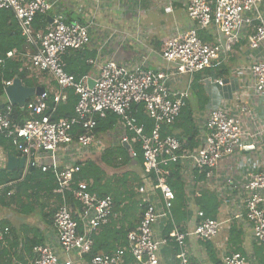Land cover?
Returning <instances> with one entry per match:
<instances>
[{"label": "built area", "instance_id": "1", "mask_svg": "<svg viewBox=\"0 0 264 264\" xmlns=\"http://www.w3.org/2000/svg\"><path fill=\"white\" fill-rule=\"evenodd\" d=\"M183 3L193 27L186 32H177L165 41L159 53L165 69L151 70L145 60L133 67L113 60L98 66L96 60H88L89 65L97 67L96 74L92 78L85 75L75 79L65 72L64 57L70 51H81L90 44L89 27L79 22H68L57 14L52 16L44 31L35 32L34 20L37 16H49L53 9L50 2L0 0V10L13 13L21 35L33 49L29 70L48 74L53 79L59 91L58 103L65 100L66 90H72L77 97L70 118L53 119L57 105L50 107L47 104L45 91L20 107L24 112L20 121L11 119V105L0 112V136L9 139L20 152L25 159L26 171L37 168L43 173L52 171L55 174L53 194L59 197V206L53 215V227L56 243L64 255L75 254L82 259L90 254L93 236L113 216L114 202L110 196L92 194L86 182L78 183L74 188L75 164L60 169L56 164L42 163V160L72 142L80 155L90 150L95 141L97 120L108 114L117 118L114 128L119 146H128L132 158L136 156V146L142 153L141 215L136 227L126 235L127 248L97 254L83 264H160L159 251L169 245H173L175 250L173 264H190L188 239L210 242L220 233L222 224L206 218L199 209L194 213L192 228L182 231L175 224L172 214L175 193L167 181V168L178 165L185 183H194L195 174L206 184L211 183L223 161L251 147L243 142L247 133L243 132L241 123V116L248 115L250 111L242 102L239 116H231L222 110L210 112L203 129L199 130L197 146L191 149L175 136H162L161 132L164 127L172 126L187 106L190 86L196 74H200L201 83L212 82L222 86L221 80L205 72L220 59L230 44L237 45L245 40L249 50H264V0H183ZM163 8L171 13L172 2L167 1ZM211 29L216 32L213 42H203L199 33ZM19 55L12 50L6 53V59ZM241 72L252 78V95L264 112V58L240 71L239 76L242 77ZM182 76L188 77L187 86L172 89L171 83H178ZM89 81L93 83L92 87L88 86ZM11 84L3 82L4 88ZM236 96L242 100L248 93ZM133 106H142L147 118L153 122L149 132L132 114ZM76 127L80 132L73 136ZM221 188L215 189L218 192ZM224 189L228 192L233 190L242 198L243 212L235 218L245 219L251 225L254 242L264 249V162L260 170L248 174L247 181L241 186H233L226 181ZM67 194H72L77 204L73 214L69 211ZM167 225H170V231L165 237L163 232ZM7 231L4 230L5 233ZM32 252L35 256L32 264H73L69 259L60 260L48 245H36ZM221 264L250 263L241 253L230 252L224 253Z\"/></svg>", "mask_w": 264, "mask_h": 264}, {"label": "crops", "instance_id": "2", "mask_svg": "<svg viewBox=\"0 0 264 264\" xmlns=\"http://www.w3.org/2000/svg\"><path fill=\"white\" fill-rule=\"evenodd\" d=\"M47 1L53 5V9L47 16L50 19H52V16L59 14L68 22H79L89 27L90 44L86 47V53L90 54L88 60H96L98 66L113 60L118 64L133 67L145 60L149 69L163 70L165 69V64L160 59L159 53L165 41L173 37L177 32H186L193 27L192 22L186 15L183 0ZM167 1L172 2L173 11L171 13H168L163 8ZM243 32H246V29ZM215 34L216 32L213 29L200 32L203 42L206 43H212ZM13 50L20 53L16 57H19L23 67L27 70V78L37 80V84L43 86L49 94L54 95L57 93L51 107L55 104L58 105L57 97L59 91L53 79L48 74L29 70L28 68L29 58L33 52L32 47L27 44L24 52L17 49ZM72 53L73 51H70L66 59H71ZM263 58L264 50H249L245 40L237 45L230 44L220 59L205 72L206 75L221 80L223 82L222 86L212 82L201 83V76H199L197 81L198 87H195L193 81L191 83L190 98L187 104L190 107L198 133L199 130L203 129L205 120L210 112L222 110L231 116H239V109L244 103L250 113L241 116L243 132L247 133V135L243 136V142L251 147L244 153H236L223 161L215 173L216 179L211 183L206 184L203 179L198 182L194 181V183H185L184 192L189 215L183 223L175 224L182 231L186 228H192L194 213L198 210L195 200L203 191L212 194L218 202L219 207L214 220L222 224L220 233L210 242L199 241L195 238L188 239L187 250L190 264H221V258L224 253L237 252L234 251L233 246L229 243L232 226H235L233 232L238 235V248L240 249L238 252L247 258L250 264H263L264 257L262 258L260 256L261 252H259L261 247L253 240L251 225L245 219L238 220L235 218L243 212L242 198L235 194L233 190L228 192L224 189V182L226 181L232 183L233 186H241L247 181L248 174L260 170L264 162V112L252 95V78L248 73L242 72V77L239 76L240 71L246 70L255 61ZM87 65L89 64L87 63ZM89 68L90 71L87 75L92 78L96 74L97 67L89 65ZM187 82L188 77L182 76L178 83H171V87L172 89H182L187 86ZM21 84L26 87L22 82ZM38 88L40 87L32 89L36 90ZM5 89L3 90V95L0 96V109L10 105L5 95ZM239 93H248V96L240 100V97L236 96ZM37 97L33 94L26 102L32 101ZM59 102L64 101L61 100ZM16 107L20 108L19 106ZM118 146L117 133L113 127L112 130L107 132H96L92 148L84 154H78L77 147L72 142L68 147L60 148L46 155L42 163H54L60 169L84 161H92L98 164L97 162L100 161V157L106 149ZM13 151L11 153L0 146V170L4 169L7 173L22 171V178H24L29 171H26L25 165L23 168H20V166H15L10 170L7 168L8 157H12L15 160L23 158L18 150L14 149ZM139 167L140 172L132 176L134 180L141 182L142 166L139 165ZM14 184L9 183L5 187H0V194L8 188V196H13ZM54 184L55 182L49 183L47 187L49 185L54 186ZM216 187H222L223 190L221 188L217 192ZM47 191L49 192V189L45 190L42 186V189L36 195L30 196L28 199L23 197V201L20 204L18 203L17 206L0 205V243L6 250V252L0 254V264H32L35 258L33 252L30 260L28 255L25 254L21 243L17 248H12L11 246L14 243V237L18 238L19 242L25 236L32 237L33 234L28 229L36 230L37 237H39L37 239L42 240L41 244L51 246L60 260L69 259L73 264H83V261H85L84 258L81 259L75 254L64 255L57 245L56 232L53 227V215L59 206V201L54 197L53 191L51 193L52 196L47 194ZM23 205L32 207V213L25 215L21 211ZM139 218L137 217L136 219L138 220L133 221L132 227H130L131 230L136 227ZM124 225L129 227L128 224ZM5 229L8 230L6 233L4 232ZM155 234L158 236V232H155ZM5 238L8 240H4ZM174 251L173 245L161 248L158 254L160 264H173L175 262Z\"/></svg>", "mask_w": 264, "mask_h": 264}, {"label": "trees", "instance_id": "3", "mask_svg": "<svg viewBox=\"0 0 264 264\" xmlns=\"http://www.w3.org/2000/svg\"><path fill=\"white\" fill-rule=\"evenodd\" d=\"M48 25L46 16H37L33 23L35 32L44 31ZM204 32V31H203ZM199 37L200 33H199ZM202 39V38H201ZM203 40V39H202ZM27 46L26 39L21 35L17 21L11 11L0 10V60L3 64L0 65V96L3 95V82H11L13 79H18L26 87L36 88L40 87L47 92V104L51 107L54 102L56 94H49L43 86L37 84V80L34 78H27V70L23 67L19 57L13 59H6V53L17 49L24 52ZM69 53L65 55V72L73 76L75 79H79L87 75L90 71L89 65L86 61L90 57L86 53V48L81 51H73L72 58L66 59ZM200 74H196L193 82L195 87H198L197 81ZM57 87V85H56ZM58 92V91H57ZM66 98L64 102H59L55 112L54 120L70 118L73 116L74 107L77 101V97L72 90L65 91ZM4 106L0 109V112L5 111ZM11 119L20 121L23 118L24 112L21 108L12 106ZM132 114L136 117L139 123L145 126V131L149 132L153 127V122L149 120L142 108V106H133ZM116 116L108 114L104 119L97 120L96 132H107L113 129L116 122ZM73 136H76L80 132V128L76 127L73 130ZM174 135L180 142L184 143L187 148H195L197 146L196 138L198 137V130L194 124L190 107L187 106L181 111L180 116L172 126H166L162 129L161 135ZM0 146L13 153L14 149L9 139L0 136ZM135 157H131L122 146L112 147L106 149L100 157V163L113 170L111 175H108L104 168L92 161L77 162L74 167L73 174V187L76 188L78 183L86 182L89 186V191L99 197L110 196L114 202L113 216L107 225L103 226L97 234L93 236V244L90 254L84 256L85 261H89L93 256L103 253L109 254L117 249H126L127 241L126 235L131 230L133 221L138 220L135 214L138 212L139 207L135 201L134 188L132 186L133 174L130 171L120 170L127 167L131 162H136L142 166V153L138 146L135 147ZM169 172L167 176L168 184L175 193V201L173 203V219L175 223L180 224L186 221L188 218L186 196L184 192L185 182L182 180L178 165L167 168ZM132 176V177H131ZM195 180L198 182L203 178L195 174ZM136 181V180H135ZM55 182L54 186H48L50 183ZM9 183H15L13 185L14 195L8 196V188L3 190L0 194V205H14L17 206L23 201V197L30 198L32 195H36L37 192L42 189H49V194L52 196V191L56 188V178L52 171L46 173L41 172L39 169L34 168L29 170L28 173L22 178V171H15L14 173H7L6 170H0V187H5ZM54 195V194H53ZM59 201V197L54 195ZM69 202V211L73 212L77 208V204L72 199V194H67ZM6 200V202H5ZM197 209L203 211L206 218L214 219L216 217L219 204L214 199V196L207 191H203L199 197L195 200ZM25 215L32 213L33 208L28 205H23L21 210ZM122 222V223H121ZM124 224H128L129 227H125ZM230 232L229 243L233 246L234 251H240L238 248V235L233 232L235 226H232ZM33 235L27 237L19 242L18 238L14 237L12 248H17L21 243L25 254L29 259H32V249L36 245L42 243L41 239H37V231L29 230ZM170 231V225H167V229L163 232L167 237ZM6 237V236H5ZM13 238V237H12ZM4 240H8L5 238ZM260 256L264 257V249H259ZM6 252L5 248L0 243V254ZM262 254V255H261ZM2 256V255H1Z\"/></svg>", "mask_w": 264, "mask_h": 264}, {"label": "water", "instance_id": "4", "mask_svg": "<svg viewBox=\"0 0 264 264\" xmlns=\"http://www.w3.org/2000/svg\"><path fill=\"white\" fill-rule=\"evenodd\" d=\"M49 21V24L51 23V19L49 17H47ZM88 86L92 87L93 83L91 81L88 82ZM44 92L43 89L38 88V89H32V88H26L24 86H22L21 82L18 79H15L11 86L6 87L5 89V95L10 103V105L12 106H19L22 107L27 99L32 96L33 94H35L36 96H40L42 95ZM126 151H129L128 146L123 145L122 146ZM130 155V152H128ZM131 156V155H130ZM8 169H12L15 166H20V168H23L25 165V159L21 158L20 160H15L12 157H8ZM32 170V169H30Z\"/></svg>", "mask_w": 264, "mask_h": 264}, {"label": "rangeland", "instance_id": "5", "mask_svg": "<svg viewBox=\"0 0 264 264\" xmlns=\"http://www.w3.org/2000/svg\"><path fill=\"white\" fill-rule=\"evenodd\" d=\"M191 103H192V101H191ZM191 107H192V109H193V106L191 105ZM97 160V159H96ZM98 163V165L100 166V167H102V168H104L105 169V171H106V173L108 174V175H111L112 173H113V170L112 169H110V168H107L106 166H104L103 164H101L100 163V161H98L97 162ZM140 167H139V165L136 163V162H131L127 167H125L124 169H122V170H120V172H123V171H130V172H132V174H134V175H136V174H138L139 172H140V169H139ZM141 185V182H139V181H135L134 179H133V181H132V186H133V188H134V193H135V201L137 202V203H140V200L142 199V194L139 192V186ZM138 207H139V204H138ZM140 208V207H139ZM139 216H140V209L138 210V213L137 214H135V217L137 218H139Z\"/></svg>", "mask_w": 264, "mask_h": 264}]
</instances>
